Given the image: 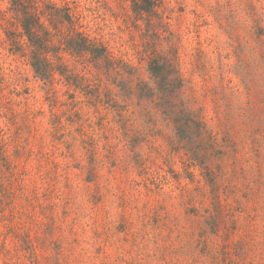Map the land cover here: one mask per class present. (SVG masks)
Returning <instances> with one entry per match:
<instances>
[{
  "label": "rangeland",
  "instance_id": "374dc122",
  "mask_svg": "<svg viewBox=\"0 0 264 264\" xmlns=\"http://www.w3.org/2000/svg\"><path fill=\"white\" fill-rule=\"evenodd\" d=\"M216 2L166 0L174 8L171 21L183 33L186 48L196 46L199 38L216 34L214 20L208 15L209 6ZM72 3L84 14L94 36L145 73L146 61L127 44L129 34L118 29L129 21V3ZM8 8L9 2L0 0V10L10 18ZM195 12L211 23L198 33L191 32L197 21ZM6 28V22L0 20V264H264V128L259 129L264 122L250 124L246 119L226 117L229 108L248 100L236 76L230 75L231 86H239L240 94L229 91L225 97L224 91H215L220 87L218 79L194 73L191 57H184L183 69L190 81L187 96L193 109L202 111L221 137L228 132L236 149H231L226 160L227 175L217 203L199 169H192V182L179 158L173 166L181 174L179 181L166 172L168 168L160 169L161 159L149 163L160 188L132 165L113 169L101 163L96 176H91L76 132L78 125L66 124L78 139L71 151L54 137L43 83L34 77L26 59L10 52ZM246 39L244 43L249 42ZM220 48L224 54L231 52L226 44ZM263 55L261 46L257 53L248 49L243 56L246 65L261 76L259 87L264 78ZM226 63L227 69L238 64L234 55ZM60 97L62 101L68 98ZM62 111V106L54 108L58 114ZM81 112L97 121L91 109L84 107ZM158 145L163 151L168 149L163 140ZM103 156L101 149L98 159ZM226 186H231L227 192ZM199 187L203 197L195 207L201 216H195L187 200ZM213 214L220 223L218 234H209L201 243L199 224Z\"/></svg>",
  "mask_w": 264,
  "mask_h": 264
},
{
  "label": "trees",
  "instance_id": "16d2710c",
  "mask_svg": "<svg viewBox=\"0 0 264 264\" xmlns=\"http://www.w3.org/2000/svg\"><path fill=\"white\" fill-rule=\"evenodd\" d=\"M7 1L11 16L7 18V12L0 10V20L7 24L10 52L26 59L34 77L43 83L54 137L71 151L78 139L66 124L78 125L76 132L89 160L91 176H96L101 163L113 169L132 165L160 188L149 163L161 159L160 169L168 168L166 172L179 181L181 174L173 169L179 158L187 178L194 182L192 169L198 168L220 203L226 160L231 149H236L228 132L221 137L211 129L202 111L193 109L187 96L190 81L184 73V57H191L194 73L218 79L220 87L215 91H224L221 94L225 97L229 91L231 95L240 94L239 86H231L230 75L239 79L248 100L229 108L225 113L229 120L264 122V78L259 87L261 76L243 58L248 49L255 54L264 47V0H217L208 10L216 34L199 38L191 49L185 47L183 33L174 29V8L166 0H124L129 3L131 14L118 29L129 34L127 44L141 61H146L145 73L126 55L116 53L93 35L84 14L72 6L76 4L73 0ZM195 15L197 21L191 32L198 33L211 25L204 14ZM245 38L249 42L244 43ZM223 44L232 53L224 54L220 48ZM233 55L238 64L227 69L226 62ZM61 95L68 98L62 101ZM58 106L63 107L60 114L54 112ZM84 107L97 116L96 122L81 112ZM66 137L72 141H63ZM160 140L167 142L166 151L158 145ZM101 149L103 160L98 159ZM230 187L224 188L226 192ZM202 189L197 188L187 200L195 216H201L195 205L201 203ZM215 215L205 216L199 224L201 243L209 234H218L220 223Z\"/></svg>",
  "mask_w": 264,
  "mask_h": 264
}]
</instances>
